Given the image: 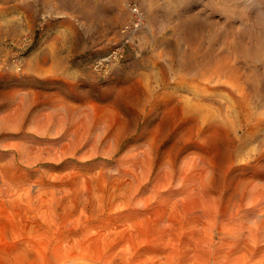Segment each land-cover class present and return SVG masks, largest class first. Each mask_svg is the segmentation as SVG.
<instances>
[{"label": "rangeland", "instance_id": "rangeland-1", "mask_svg": "<svg viewBox=\"0 0 264 264\" xmlns=\"http://www.w3.org/2000/svg\"><path fill=\"white\" fill-rule=\"evenodd\" d=\"M127 1L0 0V264H264V0Z\"/></svg>", "mask_w": 264, "mask_h": 264}, {"label": "bare ground", "instance_id": "bare-ground-1", "mask_svg": "<svg viewBox=\"0 0 264 264\" xmlns=\"http://www.w3.org/2000/svg\"><path fill=\"white\" fill-rule=\"evenodd\" d=\"M241 1H242V0H241ZM251 1H252V0H251ZM253 1H254V0H253ZM255 3H256V2H255ZM243 4H244V3H243ZM247 4H248V2H247ZM258 4H259V3H258ZM245 5H246V4H245ZM253 5H254V4H252V6H253ZM259 5H260V4H259ZM252 6H251V7H252ZM256 6H257V5H256ZM258 7H259V6H258ZM262 7H263V5H262ZM252 8H253V7H252ZM260 8H261V7H260ZM245 9H247V8H245ZM260 11H261V10H260ZM254 12H255V11H254ZM261 12H262V11H261ZM256 13H258V12H256ZM261 14H263V13H261ZM256 15L259 16L260 14H256ZM139 16H141V12H139ZM254 16H255V14H254ZM255 17H256V16H255ZM255 17H254V18H255ZM243 18H244V17H243ZM256 18H257V17H256ZM259 18H260V17H259ZM259 18H258V19H259ZM261 18H262V17H261ZM263 19H264V18H263ZM263 19H262V20H263ZM248 21H249V20H248ZM248 21H246V22H248ZM254 21H255V20H254ZM256 21H257V20H256ZM256 21H255V22H256ZM259 21L261 22V20H259ZM252 22H253V21H252ZM257 22H258V21H257ZM260 22L257 23V24L259 25ZM253 24H254V23H253ZM257 24H256V25H257ZM250 25H252V23H251ZM253 27H254V26H253ZM256 27L258 28V27H260V26H256ZM256 27H254V28H256ZM257 28H256V29H257ZM257 30H259V29H257ZM257 30H256V31H257ZM257 33H258V32H257ZM257 33H256V34H257ZM257 35H258V34H257ZM257 35H256V36H257ZM252 38H253V37H252ZM253 41H254V40H253ZM256 43H257V42H256ZM252 44H253V43H252ZM250 45H251V44H250ZM248 46H249V45H248ZM258 46H259V45H258ZM254 47H255V46H254ZM247 48H248V47H247ZM236 49H237V48H236ZM243 49H244V48H243ZM255 49H256V48H255ZM255 49H254V52H258V51H255ZM258 49H259V48H258ZM258 49H257V50H258ZM261 49H262V48H261ZM251 51H252V50H251ZM236 52H237V51H236ZM260 52H261V51H260ZM258 53H259V52H258ZM238 55H239V54H238ZM256 55H257V54H256ZM258 55H259V54H258ZM258 55H257V56H258ZM254 56H255V55H254ZM249 57H251V56H249ZM251 59H252V58H251ZM60 117H61V116H60ZM37 129H38V128H37ZM196 163H197V164H196ZM196 163H195V164L197 165V167L199 166V164H201L200 162H199V164H198V161H197ZM196 165H195V166H196ZM195 166H194V167H195ZM197 167H196V168H197ZM200 167H201V166H199L198 169L201 170L202 168H200ZM203 167H204V166H203ZM204 168H205V167H204ZM204 168L202 169V172L204 171ZM196 170H197V169H196ZM197 172H201V171H197ZM197 174H198V173H197ZM201 174H203V173H201ZM206 175H207V174H206ZM195 176H196V175H195ZM200 176H201V175H200ZM196 177H197V176H196ZM196 177H195V178H196ZM201 177H202V176H201ZM201 177H197V178H198V179H199V178L201 179ZM205 177H206V176H205ZM198 179H197V180H198ZM200 179H199V180H200ZM202 179H206V178H203V177H202ZM203 181H204V180H203ZM198 182H199V181H198ZM200 182H202V180H200ZM205 183H206V180H205ZM203 184H204V183H203ZM235 191H236V190H235ZM239 192H240V191H239ZM242 192L244 193V191H242ZM242 192H240V194H241ZM243 193H242V194H243ZM238 195H239V194H237V196H238ZM239 196H240V195H239ZM241 198H242V195H241ZM244 198H245V196H244ZM244 198H242V199H244ZM236 199H238V198H236V196H235L234 193H233L232 196H231V203H232V206L229 207V209H228L229 212H238V213H240V212L242 211V206H243L242 199H240V200H239V199L236 200ZM234 200H236V202H234ZM247 207H248V206H247ZM252 210H253V209H252ZM208 214H209V213H208ZM212 214H213V212H212ZM212 214H211V215H212ZM217 214H218V216H219V212H218L217 210H214V215L217 216ZM211 215H210V216H211ZM232 216H233V215H232ZM210 218H211V217H210ZM219 218H220V216H219ZM231 218H232V217H231ZM232 219H234V218H232ZM235 219H236V218H235ZM235 219H234L233 221H235ZM239 219H240V218H239ZM215 220H217V219L215 218ZM218 220H219V219H218ZM226 220H227V218H226ZM213 222H216V221H214V216H213ZM222 223H223V222H222ZM224 223H225V222H224ZM215 224H216V223H215ZM215 224L213 223V225H215ZM217 225H218V224H217ZM219 227H220V226H219ZM240 230H241V229H240ZM213 232H214V231H213ZM212 235H213V234H212ZM232 235H233V234H232ZM238 235H239V233H238ZM238 235H237V236H238ZM239 236H240V235H239ZM232 238H235L234 235L232 236ZM236 239H237V238H236ZM236 239H235V240H236ZM230 242H231V241H229L228 243H230ZM237 243H238V242H237ZM237 243H236V244H237ZM210 245H211V243H210ZM237 245H238V244H237ZM239 245H240V244H239ZM225 246H226V245H225ZM228 247H229V246H228ZM236 247H237V246H236ZM214 248H215V246H214ZM225 248H226V247H225ZM218 249H219V247H218ZM223 250H224V249H223Z\"/></svg>", "mask_w": 264, "mask_h": 264}, {"label": "built area", "instance_id": "built-area-1", "mask_svg": "<svg viewBox=\"0 0 264 264\" xmlns=\"http://www.w3.org/2000/svg\"><path fill=\"white\" fill-rule=\"evenodd\" d=\"M127 3L129 5V7L131 8V10L133 11L135 16H134L132 21L127 23L122 28V33L125 34L126 36L133 33V31H135V29H137V27L140 25V22H141V16H139L140 10H139V7L137 6V4L135 2H133V0H128ZM118 50L115 51V53L119 52Z\"/></svg>", "mask_w": 264, "mask_h": 264}]
</instances>
